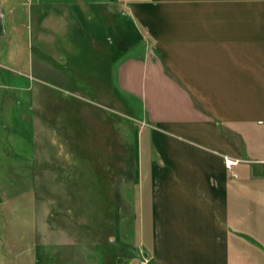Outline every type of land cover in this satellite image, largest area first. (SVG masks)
Masks as SVG:
<instances>
[{
    "label": "crops",
    "instance_id": "crops-1",
    "mask_svg": "<svg viewBox=\"0 0 264 264\" xmlns=\"http://www.w3.org/2000/svg\"><path fill=\"white\" fill-rule=\"evenodd\" d=\"M33 1L27 5L39 55L27 53L24 68L60 76L53 63L70 52L65 30L83 20L72 22L69 5L38 12ZM109 1L132 20L119 41L116 10L112 21L98 6L116 38L93 41L116 99L137 111L147 132L135 199L125 203L135 237L97 249L105 244L100 239L92 250L85 232L77 254L68 249L54 260L57 230H72L49 225L52 215L45 213L47 229L37 232L30 264H139L140 252L153 264H264V0ZM6 3L0 0V43L11 21L20 31V7ZM225 157L239 161L228 168ZM108 189L124 205L113 191L117 183ZM93 233L94 242L100 232Z\"/></svg>",
    "mask_w": 264,
    "mask_h": 264
},
{
    "label": "rangeland",
    "instance_id": "rangeland-1",
    "mask_svg": "<svg viewBox=\"0 0 264 264\" xmlns=\"http://www.w3.org/2000/svg\"><path fill=\"white\" fill-rule=\"evenodd\" d=\"M34 2L39 4L38 12H46L47 6L52 12V7L69 5L72 22L83 21L70 22L65 30L70 52L53 63L60 76L30 71L24 68L27 53L39 55L33 10L26 0H7L5 5L20 7V31L11 21L0 43V231L7 242L2 247L5 253L0 254L4 264H10L11 258L15 264L32 262L37 232L47 229L45 213L52 215L49 225L58 223L72 230L70 234L57 230L55 239L61 245L54 260L68 249L77 254L82 247L79 237L85 232L92 250L100 239L105 244L97 249L133 243L135 225L125 214V203L131 206L135 199L134 186L146 156L147 132L137 111L116 99L107 81V67L100 62L102 52L93 41L102 36L112 42L116 38L98 6L112 21L116 10L119 41L126 20H132L126 18L127 11L109 0ZM9 47L12 52L21 51L8 55ZM116 183L118 189L113 191L124 205L114 202L108 189ZM93 232H100L94 242ZM69 240L74 245L67 248L62 241Z\"/></svg>",
    "mask_w": 264,
    "mask_h": 264
},
{
    "label": "built area",
    "instance_id": "built-area-1",
    "mask_svg": "<svg viewBox=\"0 0 264 264\" xmlns=\"http://www.w3.org/2000/svg\"><path fill=\"white\" fill-rule=\"evenodd\" d=\"M26 1H31V0H26ZM238 161H239V159H231V158L225 157V165L228 168H231ZM139 264H153V262H152V259L150 256H148L145 253L140 252L139 253Z\"/></svg>",
    "mask_w": 264,
    "mask_h": 264
}]
</instances>
